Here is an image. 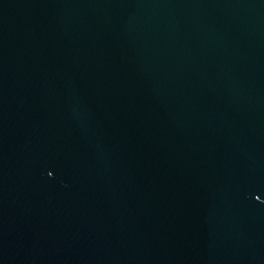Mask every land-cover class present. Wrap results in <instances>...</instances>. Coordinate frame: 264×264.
Segmentation results:
<instances>
[{"label":"water","instance_id":"water-1","mask_svg":"<svg viewBox=\"0 0 264 264\" xmlns=\"http://www.w3.org/2000/svg\"><path fill=\"white\" fill-rule=\"evenodd\" d=\"M0 264H264V0H0Z\"/></svg>","mask_w":264,"mask_h":264}]
</instances>
